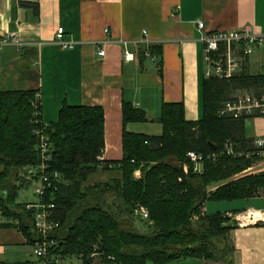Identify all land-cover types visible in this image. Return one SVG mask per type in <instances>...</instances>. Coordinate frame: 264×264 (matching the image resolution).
Returning a JSON list of instances; mask_svg holds the SVG:
<instances>
[{"label":"trees","instance_id":"16d2710c","mask_svg":"<svg viewBox=\"0 0 264 264\" xmlns=\"http://www.w3.org/2000/svg\"><path fill=\"white\" fill-rule=\"evenodd\" d=\"M156 47L142 51L161 53ZM262 81L264 77L247 75L231 81L204 78L201 117L188 120L183 102H164L158 117L160 134L129 130V124L145 123L148 117L142 108L125 101L123 158L118 161L102 158V106L64 102L57 120L46 124L37 91L0 90V217L4 219L0 228L17 227L29 244L41 238L34 224L35 209L27 207L32 202L16 199L18 189L40 179V164L45 161L51 179L39 201L55 203L59 226L48 234L57 240L49 252L53 260L78 255L83 264H94L91 254L97 247L103 258L114 257L102 264H168L188 257L234 264L231 247H219L215 241L229 243L235 218L223 211L209 214L206 204L264 194V172L234 178L256 161L238 154L253 149L254 139L243 118L221 117L218 109L237 89ZM43 128L50 138L47 159L38 150L36 130ZM227 142L233 144L234 154L226 152ZM189 151L203 156L200 173L194 171ZM102 172L112 178L88 183ZM140 207L148 210V219L140 216ZM0 264L35 261L0 260Z\"/></svg>","mask_w":264,"mask_h":264},{"label":"crops","instance_id":"0c3cea01","mask_svg":"<svg viewBox=\"0 0 264 264\" xmlns=\"http://www.w3.org/2000/svg\"><path fill=\"white\" fill-rule=\"evenodd\" d=\"M199 20L208 30L250 26L260 33L264 0H0V90L37 91L46 124L57 120L64 102L102 106L103 159L121 160L125 101L148 117L145 123L128 125L135 132L161 133L158 117L164 102H183L188 120L201 117L205 64ZM59 27L73 47L58 43ZM13 33L20 44L11 42ZM152 45L161 53H144ZM100 46L105 55L99 54ZM126 49L133 59H126ZM249 123L254 130L247 129L248 136L264 135L263 117L246 120V127ZM148 127L153 131L143 130ZM262 198L264 194L229 208L260 210L254 205ZM228 241L234 264H264V222L238 224ZM29 247L17 227L0 228V260L35 261L24 259ZM202 259L205 264L223 262Z\"/></svg>","mask_w":264,"mask_h":264},{"label":"built area","instance_id":"2783aa9c","mask_svg":"<svg viewBox=\"0 0 264 264\" xmlns=\"http://www.w3.org/2000/svg\"><path fill=\"white\" fill-rule=\"evenodd\" d=\"M198 27L202 31L201 41L204 46V76L205 78H219L225 80L236 79L243 73H253L250 69L255 66V74L264 77V31L255 32L250 26H244L234 30H208L204 20H199ZM108 31V29H106ZM11 42L18 45L20 39L15 33L11 34ZM56 40L63 48L73 47L74 42L64 40V28L59 27ZM7 41V40H6ZM99 54L105 55V50L98 47ZM126 59H133V53L125 50ZM221 117L244 118L249 120L255 117H264V81L255 84L252 88H239L229 98L222 101L218 109ZM38 135V150L43 159L50 157V138L44 128L36 130ZM227 153L234 154L233 144L226 143ZM240 156L256 158L252 166L244 172L264 171V135L254 137L253 149L241 151ZM188 156L195 164L194 170L201 172L203 156L195 151H189ZM46 162L41 163L42 184L36 189L38 196L43 197L46 187L50 185L51 177L46 173ZM57 177L58 174L56 173ZM28 208H34L35 228L41 233V238L30 244L32 254L37 258L36 264H52L49 256L51 247L57 241L50 239L48 234L54 230L59 223L53 219L55 203H29ZM138 212L145 219L149 218L146 208L140 207ZM241 226L264 222V210L249 208L236 216ZM99 254L98 248L94 250L93 256Z\"/></svg>","mask_w":264,"mask_h":264},{"label":"rangeland","instance_id":"374dc122","mask_svg":"<svg viewBox=\"0 0 264 264\" xmlns=\"http://www.w3.org/2000/svg\"><path fill=\"white\" fill-rule=\"evenodd\" d=\"M250 70H253L252 72L255 73L256 68L255 66H253ZM148 129V130H147ZM247 129L248 132L251 133L254 130V125L252 126L251 123L247 124ZM135 130H136V126H135ZM144 131H153L152 127H148L146 129H143ZM38 171V168L36 170H34V173H36ZM250 173V171L247 172H240L238 175H234V178H237L238 176H241L243 174H248ZM112 178V175H110L109 173L106 172H102L99 173L95 176H93L90 181L88 183H105L108 180H110ZM42 184L41 180H32L30 182H28L26 185H24V187L18 189V195H17V202L20 203H27V202H37L39 201V196L36 195V189ZM263 195V194H259L258 196ZM248 203L247 200L244 201V199H240V200H232V201H228V200H211L208 201V203L206 204V211L207 213L211 214V213H216L218 211H223V212H231L233 211V209L236 208H229V207H239L240 204L242 203ZM251 202V201H249ZM233 205V206H232ZM235 205V206H234ZM249 207V206H248ZM247 206H244L243 208H248ZM255 208L258 207H263L260 210H264V198L261 199L260 204L259 205H254ZM242 208V209H243ZM237 209H241V208H237ZM238 214L242 213V212H237ZM235 213V214H237ZM235 214H230L231 216H234ZM237 214V215H238ZM229 215V216H230ZM233 218V217H232ZM234 219V218H233ZM4 219L2 217H0V222L3 221ZM234 223L236 225H238V221L234 219ZM140 226V225H138ZM217 242L219 247H229V244H224V242H220V241H215ZM30 249V247H29ZM32 253V252H31ZM28 254L24 257V259H35L36 261V257L33 254ZM34 257H33V256ZM66 257V256H63ZM58 258L56 264H83V260L81 258V256L78 255H67L66 258ZM65 259V260H63ZM94 259V264H102V262L105 260V258H93ZM168 264H205L204 259H202L201 257H188V258H184V259H179V260H173ZM214 264V263H212ZM216 264H225L224 262H220V263H216Z\"/></svg>","mask_w":264,"mask_h":264},{"label":"bare ground","instance_id":"6f19581e","mask_svg":"<svg viewBox=\"0 0 264 264\" xmlns=\"http://www.w3.org/2000/svg\"><path fill=\"white\" fill-rule=\"evenodd\" d=\"M251 71H253V70H251ZM242 75H247V76H258V75H256L255 73H248V72H246V73H243ZM215 79H219V78H215ZM235 79V78H234ZM222 80H225V79H222ZM233 80V79H232ZM228 81H231V80H228ZM252 87H255V85L254 86H252ZM252 87H249V88H252ZM249 88H247V89H249ZM262 118V117H261ZM264 118V117H263ZM244 119V118H243ZM245 121H246V119H244ZM254 139V138H253ZM187 156H188V154H187ZM189 157V156H188ZM103 158V157H102ZM190 159V158H189ZM191 161V160H190ZM192 162V161H191ZM193 163V162H192ZM194 164V163H193ZM201 166H202V170H203V162H202V164H201ZM40 167H41V164H40ZM194 167H195V164H194ZM201 170V171H202ZM195 171V170H194ZM195 172H197V171H195ZM264 172V171H263ZM198 173H200V172H198ZM259 173V172H258ZM40 180H41V182H42V179H41V169H40ZM37 202H40V201H37ZM37 202H35V203H37ZM43 203V202H42ZM49 204V203H48ZM140 216H141V214H140ZM142 217V216H141ZM143 218V217H142ZM53 219H54V216H53ZM145 219V218H144ZM148 219V218H147ZM237 219V218H236ZM55 221V220H54ZM238 221V220H237ZM56 222V221H55ZM59 223V222H58ZM35 224V223H34ZM238 224H239V221H238ZM59 226V225H58ZM56 229V228H55ZM54 229V230H55ZM37 230V229H36ZM54 230H52V231H54ZM51 231V232H52ZM55 240V239H54ZM57 241V240H56ZM32 244V243H31ZM55 246V245H54ZM52 248V247H51ZM50 248V249H51ZM95 248L96 247H94V250H95ZM99 251V250H98ZM49 252H50V250H49ZM94 253V251L92 252V254ZM91 254V257L92 258H99V257H101L102 258V254H103V251H99V254L97 255V256H93ZM50 256V255H49ZM51 257V256H50ZM52 258V264H54V260H53V257H51ZM114 260V257H112V256H110V255H108L106 258H105V261H113ZM37 258H36V261H35V264L37 263Z\"/></svg>","mask_w":264,"mask_h":264},{"label":"water","instance_id":"95a60500","mask_svg":"<svg viewBox=\"0 0 264 264\" xmlns=\"http://www.w3.org/2000/svg\"><path fill=\"white\" fill-rule=\"evenodd\" d=\"M36 195H37V193H36Z\"/></svg>","mask_w":264,"mask_h":264}]
</instances>
